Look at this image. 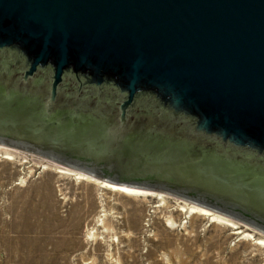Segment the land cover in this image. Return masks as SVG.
<instances>
[{
    "label": "water",
    "instance_id": "1",
    "mask_svg": "<svg viewBox=\"0 0 264 264\" xmlns=\"http://www.w3.org/2000/svg\"><path fill=\"white\" fill-rule=\"evenodd\" d=\"M0 144L264 235V0H0Z\"/></svg>",
    "mask_w": 264,
    "mask_h": 264
},
{
    "label": "rangeland",
    "instance_id": "2",
    "mask_svg": "<svg viewBox=\"0 0 264 264\" xmlns=\"http://www.w3.org/2000/svg\"><path fill=\"white\" fill-rule=\"evenodd\" d=\"M99 181L0 144V264H264V235L253 228L212 210L191 214L197 205L169 194L125 195Z\"/></svg>",
    "mask_w": 264,
    "mask_h": 264
},
{
    "label": "bare ground",
    "instance_id": "3",
    "mask_svg": "<svg viewBox=\"0 0 264 264\" xmlns=\"http://www.w3.org/2000/svg\"><path fill=\"white\" fill-rule=\"evenodd\" d=\"M59 171L62 172V173L69 172V171L63 170V169H61ZM77 178L78 179H86V176L82 175L81 173H78ZM99 183H100V185H101L102 188H106V189H109L111 191H116L117 193H120V194H125V195H139V194H145V193H147L146 192L147 190L135 189V188L127 187V186L112 184V183L105 182V181H99ZM162 204H166V201H162ZM170 207H171V205L166 204V208H170ZM180 210L181 211H184L185 208H180ZM188 212H190L191 214L200 213L202 215L211 214V211L210 210L205 209V208H202V207H198V205L197 206H190ZM217 217H218V215H214V218H217ZM247 235L250 236L249 233H247ZM257 243L258 244H261V243L264 244V239L257 240Z\"/></svg>",
    "mask_w": 264,
    "mask_h": 264
}]
</instances>
